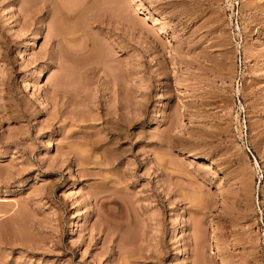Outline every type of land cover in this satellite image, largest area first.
<instances>
[{"label":"rangeland","instance_id":"rangeland-1","mask_svg":"<svg viewBox=\"0 0 264 264\" xmlns=\"http://www.w3.org/2000/svg\"><path fill=\"white\" fill-rule=\"evenodd\" d=\"M0 264H264V0H0Z\"/></svg>","mask_w":264,"mask_h":264},{"label":"bare ground","instance_id":"bare-ground-1","mask_svg":"<svg viewBox=\"0 0 264 264\" xmlns=\"http://www.w3.org/2000/svg\"><path fill=\"white\" fill-rule=\"evenodd\" d=\"M50 4V3H49Z\"/></svg>","mask_w":264,"mask_h":264}]
</instances>
